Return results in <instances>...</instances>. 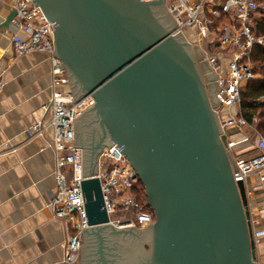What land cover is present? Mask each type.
Listing matches in <instances>:
<instances>
[{"label": "water", "instance_id": "obj_1", "mask_svg": "<svg viewBox=\"0 0 264 264\" xmlns=\"http://www.w3.org/2000/svg\"><path fill=\"white\" fill-rule=\"evenodd\" d=\"M54 23V55L74 102L89 226L79 264H256L245 182L216 109V74L164 0H33ZM11 10L3 25L12 21ZM116 147L144 187L155 221L116 228L104 208L102 146Z\"/></svg>", "mask_w": 264, "mask_h": 264}, {"label": "built area", "instance_id": "obj_2", "mask_svg": "<svg viewBox=\"0 0 264 264\" xmlns=\"http://www.w3.org/2000/svg\"><path fill=\"white\" fill-rule=\"evenodd\" d=\"M149 2L150 0H140ZM164 5L178 24L175 32H182L191 44L201 46L204 59L216 74V94L220 106L215 111L218 117L222 108H232L240 102L242 81L256 77L251 52L256 44H264V35L256 32L257 23L264 16V1L261 0H173ZM13 23L23 31V38L13 35L11 48L16 56L33 52L45 53L50 61L49 97L44 104V116L32 123L26 133L28 138L46 139L54 152L55 186L48 206L53 216L67 225V238L63 246L61 264H76L82 244L83 227H88L85 199L81 191L82 146H74V118L95 103L92 95H83L74 102L71 83L60 58L54 55V23L47 20L39 5L33 0H15ZM194 25L195 35L184 34L185 28ZM203 44V45H201ZM0 73V92L4 86ZM219 117L228 148H235L249 140L242 135L233 141L229 130L240 129L250 124L237 114ZM102 146L98 155V170L94 176L100 181L104 208L109 223L117 228L126 226L147 227L155 221L153 211L145 210L132 191L138 178L130 161L116 147ZM238 171L235 180L244 182L256 175L264 183V136L258 134L253 147L240 150L235 155ZM134 213V216H128ZM263 231L257 234H263Z\"/></svg>", "mask_w": 264, "mask_h": 264}, {"label": "crops", "instance_id": "obj_3", "mask_svg": "<svg viewBox=\"0 0 264 264\" xmlns=\"http://www.w3.org/2000/svg\"><path fill=\"white\" fill-rule=\"evenodd\" d=\"M14 2L0 0V73L5 80L0 92V264H61L67 225L48 206L55 186L54 152L46 139L26 133L44 116L50 61L45 53H13L12 36H26L13 19L3 25ZM245 185L256 264H264V233L257 234L264 232V183L251 175Z\"/></svg>", "mask_w": 264, "mask_h": 264}, {"label": "trees", "instance_id": "obj_4", "mask_svg": "<svg viewBox=\"0 0 264 264\" xmlns=\"http://www.w3.org/2000/svg\"><path fill=\"white\" fill-rule=\"evenodd\" d=\"M256 32L264 35V16L257 23ZM251 60L261 76L247 80L245 87L241 90L238 115L250 124L253 123V118L255 117L257 120L255 128L258 131H262L264 130V44L253 46ZM135 187L136 190L139 189L141 191L146 199L144 187L139 180ZM145 205L148 210L152 211L147 201Z\"/></svg>", "mask_w": 264, "mask_h": 264}, {"label": "rangeland", "instance_id": "obj_5", "mask_svg": "<svg viewBox=\"0 0 264 264\" xmlns=\"http://www.w3.org/2000/svg\"><path fill=\"white\" fill-rule=\"evenodd\" d=\"M173 0H167V4H169L170 2H172ZM176 30H174V27L171 28L169 30L170 34L173 35L175 34ZM189 32V31H188ZM184 34L186 35H189L187 34L186 30L184 31ZM192 45V44H191ZM203 45V44H201ZM253 64V63H252ZM253 68H254V72L256 74V77L255 78H259L261 76V74L259 72H257V69L256 67L254 66L253 64ZM247 82V81H246ZM246 82L242 81L241 84L243 85V87H245L246 85ZM239 103L234 105L232 108H222L220 113L221 115H234V114H237L239 113ZM219 116L220 118H223V116ZM218 117V118H219ZM257 120L255 121V123L253 125H244L242 126L240 129L236 128V127H233L229 130L230 134H233L236 135V134H243V135H248L249 136V140L246 142V143H241L240 145H237L235 148H232L230 149L232 154L235 155L238 151L240 150H247V149H250L251 147H253L254 145V142L256 141V136L258 134L264 136V130L262 131H258L256 128H255V124H256ZM240 137V136H239ZM242 137V136H241ZM239 139V138H237ZM237 139H233V141L236 142ZM245 144V145H244ZM136 187H134L133 191H132V195L133 197L139 201V203L144 207L145 210H148L147 207H146V201L147 199L144 198L143 194L141 193V191L139 189H135ZM129 217L130 216H134V213L132 214H129L128 215ZM117 228V227H116ZM135 228H146V227H140V226H136ZM82 244H83V239H82ZM80 262V254H79V259H78V262L76 264H79Z\"/></svg>", "mask_w": 264, "mask_h": 264}, {"label": "bare ground", "instance_id": "obj_6", "mask_svg": "<svg viewBox=\"0 0 264 264\" xmlns=\"http://www.w3.org/2000/svg\"><path fill=\"white\" fill-rule=\"evenodd\" d=\"M185 30H186L187 34H189V35H195L197 32V28L194 25L188 26L187 28H185Z\"/></svg>", "mask_w": 264, "mask_h": 264}]
</instances>
